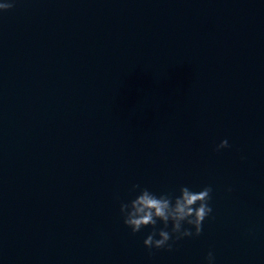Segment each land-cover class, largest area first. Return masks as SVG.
Here are the masks:
<instances>
[{
    "label": "water",
    "instance_id": "obj_1",
    "mask_svg": "<svg viewBox=\"0 0 264 264\" xmlns=\"http://www.w3.org/2000/svg\"><path fill=\"white\" fill-rule=\"evenodd\" d=\"M132 182L211 185L212 212L149 250L115 198ZM263 243L264 0L0 10V264H254Z\"/></svg>",
    "mask_w": 264,
    "mask_h": 264
},
{
    "label": "clouds",
    "instance_id": "obj_2",
    "mask_svg": "<svg viewBox=\"0 0 264 264\" xmlns=\"http://www.w3.org/2000/svg\"><path fill=\"white\" fill-rule=\"evenodd\" d=\"M14 0H0V10L12 6ZM228 146L227 137H222L215 144V149ZM230 191L231 186H226ZM128 196L120 199L119 213L123 224L135 233L143 226H150L143 235L142 243L149 250L152 248L173 247V242L181 237L195 236L201 232L202 221L209 217L212 205L209 203L211 185L190 187L180 184L170 191H154L148 186L132 182L126 189ZM205 264H214L215 257L211 249L204 256Z\"/></svg>",
    "mask_w": 264,
    "mask_h": 264
}]
</instances>
